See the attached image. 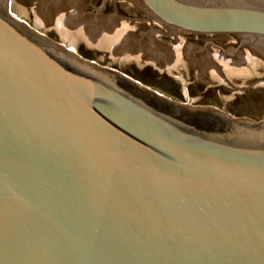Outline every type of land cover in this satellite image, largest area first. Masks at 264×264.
Instances as JSON below:
<instances>
[{
  "label": "water",
  "instance_id": "1",
  "mask_svg": "<svg viewBox=\"0 0 264 264\" xmlns=\"http://www.w3.org/2000/svg\"><path fill=\"white\" fill-rule=\"evenodd\" d=\"M140 1L178 31L241 35L251 67L264 57V0ZM86 5L37 0L35 17L175 60ZM0 264H264V118L167 98L0 0Z\"/></svg>",
  "mask_w": 264,
  "mask_h": 264
},
{
  "label": "flooded vegetation",
  "instance_id": "2",
  "mask_svg": "<svg viewBox=\"0 0 264 264\" xmlns=\"http://www.w3.org/2000/svg\"><path fill=\"white\" fill-rule=\"evenodd\" d=\"M138 1L135 8L132 9L133 5L127 6L124 0H87L86 11L83 13L94 16L92 24L95 26L99 25L100 19L109 20L108 22L112 26L121 27L123 23L130 24L134 33L126 37L124 45H138L147 40L149 46H153L151 39H156L162 45L153 46L155 51L160 49L158 52L162 54L168 52L175 56V60L171 61L170 66H164L162 63H158L160 61L158 60L152 61L155 64L158 63V67L151 66L147 62L144 64V68H147V72H150L149 68H152L160 77L172 80L178 84V89L167 92L149 86L151 89L167 98L192 106L213 107L233 116L249 115L250 112L245 110L251 111V105L248 108L240 107L236 96L239 91H251L253 69L251 62L245 56L249 50H244L245 47H250L247 40L241 35L233 33L178 31L160 23L150 13L144 11L141 1ZM41 33L49 37L46 32ZM58 43L67 47L62 42ZM90 47L95 54L84 55L77 49H70L83 58L119 70L115 66L104 64L117 63V61L110 56L109 46L101 38L95 40ZM164 47H168V49H161ZM258 67L257 70H261V67ZM259 78H263L262 82H264V75ZM138 81L145 84L141 80ZM245 83H250V85L238 87Z\"/></svg>",
  "mask_w": 264,
  "mask_h": 264
},
{
  "label": "rangeland",
  "instance_id": "3",
  "mask_svg": "<svg viewBox=\"0 0 264 264\" xmlns=\"http://www.w3.org/2000/svg\"><path fill=\"white\" fill-rule=\"evenodd\" d=\"M36 5L37 0H11L12 12L26 20L40 32H46L53 40H58V42L64 43L68 48L77 49L84 55L95 54L90 47L93 42L85 32L40 24L35 17ZM110 56H112L117 63L104 64L115 66L119 70L141 80L148 86L159 88L167 92L172 90L176 91L179 87L178 84L174 83L172 80L160 77L152 68H149L150 72H147V68H144V63L111 52ZM258 66L261 67V70H257L259 68ZM252 69L253 72H251V75H253V77L251 78V91L242 90L236 94L240 107L248 108L249 105H251V111L245 110L246 112H250L249 115H234V117H247L254 120H260L264 118V82H262L263 78H259L264 75V57L258 58ZM249 85L250 83H245L238 87L242 88Z\"/></svg>",
  "mask_w": 264,
  "mask_h": 264
}]
</instances>
